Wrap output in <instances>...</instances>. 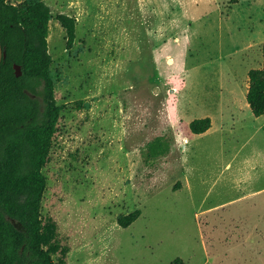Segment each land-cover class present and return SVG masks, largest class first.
<instances>
[{"label": "rangeland", "instance_id": "obj_1", "mask_svg": "<svg viewBox=\"0 0 264 264\" xmlns=\"http://www.w3.org/2000/svg\"><path fill=\"white\" fill-rule=\"evenodd\" d=\"M43 1L61 115L42 215L66 264H264V115L247 101L264 0Z\"/></svg>", "mask_w": 264, "mask_h": 264}, {"label": "trees", "instance_id": "obj_2", "mask_svg": "<svg viewBox=\"0 0 264 264\" xmlns=\"http://www.w3.org/2000/svg\"><path fill=\"white\" fill-rule=\"evenodd\" d=\"M52 10L43 0L15 5L0 0V41L6 56L0 64V264H66L69 248L58 242V226L44 220L43 198L49 161L61 107L55 97L49 50ZM66 30L67 47L77 37V19L68 14L56 17ZM264 58V44L262 47ZM22 67L18 77L15 65ZM247 101L256 117L264 115V60L249 72ZM212 127L210 117L196 119L194 134ZM155 154L160 140L149 144ZM140 209L121 215L118 223L127 228L140 216ZM61 254L58 260L54 256ZM172 264H184L182 259Z\"/></svg>", "mask_w": 264, "mask_h": 264}, {"label": "water", "instance_id": "obj_3", "mask_svg": "<svg viewBox=\"0 0 264 264\" xmlns=\"http://www.w3.org/2000/svg\"><path fill=\"white\" fill-rule=\"evenodd\" d=\"M5 56H6V52L4 51L2 43L0 41V64L3 61ZM15 71L18 77H20L23 74L22 67L18 64L15 65Z\"/></svg>", "mask_w": 264, "mask_h": 264}, {"label": "bare ground", "instance_id": "obj_4", "mask_svg": "<svg viewBox=\"0 0 264 264\" xmlns=\"http://www.w3.org/2000/svg\"><path fill=\"white\" fill-rule=\"evenodd\" d=\"M170 63H172V62H170Z\"/></svg>", "mask_w": 264, "mask_h": 264}]
</instances>
